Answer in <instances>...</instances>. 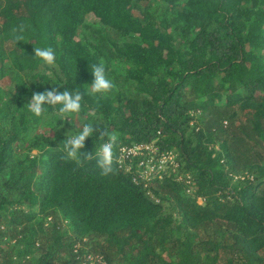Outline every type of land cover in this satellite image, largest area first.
Returning a JSON list of instances; mask_svg holds the SVG:
<instances>
[{"label":"trees","instance_id":"16d2710c","mask_svg":"<svg viewBox=\"0 0 264 264\" xmlns=\"http://www.w3.org/2000/svg\"><path fill=\"white\" fill-rule=\"evenodd\" d=\"M263 50L264 0H0V264H264ZM101 61L115 87L92 93ZM52 87L81 111L31 113ZM64 116L117 134L112 174L66 159ZM140 143L177 172L118 161Z\"/></svg>","mask_w":264,"mask_h":264},{"label":"clouds","instance_id":"9594fccd","mask_svg":"<svg viewBox=\"0 0 264 264\" xmlns=\"http://www.w3.org/2000/svg\"><path fill=\"white\" fill-rule=\"evenodd\" d=\"M17 41L24 39L23 33L25 26L20 25L12 29ZM34 57L39 58L48 65H53L56 60L55 52L52 48H34ZM94 79L90 85L92 93H107L114 87V83L106 74V69L103 61L98 65L92 66ZM83 94L79 91L70 92L58 87H52L50 90L46 89L44 92H34L28 104V109L36 117H40L45 111V105L53 107L59 106V113L61 115L79 113L82 107ZM94 133H98V139L103 141L100 147L93 153H85L82 150L85 148V141L92 137ZM118 143V136L115 132H110L108 129H100L94 127L92 124H86L82 130L76 134L69 136L66 134V139L61 142L62 150L66 153V159L76 161L81 160L97 161V167L101 169L102 176H108L114 172L115 152L114 149Z\"/></svg>","mask_w":264,"mask_h":264},{"label":"rangeland","instance_id":"374dc122","mask_svg":"<svg viewBox=\"0 0 264 264\" xmlns=\"http://www.w3.org/2000/svg\"><path fill=\"white\" fill-rule=\"evenodd\" d=\"M86 20L89 22H92V23L96 22V19L92 14L87 15ZM262 53H264V50L262 51ZM8 84H9V79L3 78L2 79V85L6 86V88H7L9 86ZM62 118L66 119V121H68V122H70V121L74 122L80 128H83V126H84L83 117H80V116H74V117L64 116ZM40 130L44 131V132H49V133H51L53 131L50 129L48 124L41 126ZM134 145L135 144L130 145V146H128V145L123 146V149L121 147V157H120L121 162H124L123 156H124V154H126L124 151L125 150L127 151L128 150L127 148L133 147ZM149 145H151L152 147L142 149V150H144L143 156H144V158H147V159L144 162L141 161V162H138V164H137V168H138V172H139L138 175L140 176V178L147 180L150 177H152L155 173H161V175L165 173V175L166 174L168 175V174H173V172H177L176 167L178 166V162L175 160V156L172 155L173 157L166 158L164 161H161V155L163 153H160L157 151L155 152L154 143H150ZM22 150H27L26 146H24V149H22ZM34 153H36V150H32L30 152V154H34ZM164 154H166V153H164ZM141 160H144V159H141ZM199 202L202 203V200L199 199ZM47 221H49V219ZM96 259L97 258H94L93 260L88 261V263L89 264H101L99 262V259H98V261Z\"/></svg>","mask_w":264,"mask_h":264},{"label":"built area","instance_id":"2783aa9c","mask_svg":"<svg viewBox=\"0 0 264 264\" xmlns=\"http://www.w3.org/2000/svg\"><path fill=\"white\" fill-rule=\"evenodd\" d=\"M150 144V143H149ZM149 144H145V143H140V144H135L133 147H130V148H127L128 150L126 151H124L126 154H124V159L123 160H125L126 158L129 160V161H131V157L132 156H135V155H139V156H143V154H144V150H142V149H145V148H148V147H152L151 145H149ZM122 149H123V147H122ZM154 149H155V152L157 151V148H156V146L154 147ZM158 152V151H157ZM123 155V154H122ZM173 154H171L170 152L169 153H166V154H162L161 155V161H164L166 158H171V157H173L172 156ZM120 157H121V148H120V156H119V162L120 163H123V162H121V159H120ZM142 159H144V160H141L140 159V161L139 162H141V161H145L147 158H142ZM94 258H97L96 260L98 261V259H99V262L101 263V264H104L103 262H101L100 261V258H98L97 256H92V255H90V254H88L87 255V257H86V260H88V261H90V260H93Z\"/></svg>","mask_w":264,"mask_h":264}]
</instances>
